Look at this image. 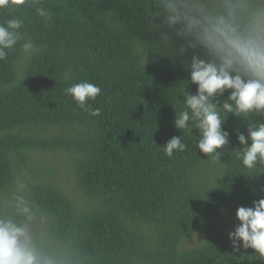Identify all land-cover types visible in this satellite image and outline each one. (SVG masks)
Masks as SVG:
<instances>
[{"label": "trees", "instance_id": "16d2710c", "mask_svg": "<svg viewBox=\"0 0 264 264\" xmlns=\"http://www.w3.org/2000/svg\"><path fill=\"white\" fill-rule=\"evenodd\" d=\"M34 3L0 9V23L21 19L39 48L25 56L18 44L0 61V195L26 184L46 214L45 243L70 264H264L229 238L237 210L264 198V172L249 173L234 153L249 121L229 115L220 160L195 147L197 129L175 127L192 53L180 54L175 37L168 54L153 51L150 0H39L48 20ZM83 81L101 88L88 102L98 117L65 93ZM176 136L188 147L169 158L161 147ZM60 154L76 196L44 159Z\"/></svg>", "mask_w": 264, "mask_h": 264}, {"label": "clouds", "instance_id": "9594fccd", "mask_svg": "<svg viewBox=\"0 0 264 264\" xmlns=\"http://www.w3.org/2000/svg\"><path fill=\"white\" fill-rule=\"evenodd\" d=\"M26 0H0V9L25 5ZM36 14L51 18L43 7ZM150 28L158 33L153 51L162 55L180 42L179 53L191 52L184 68L190 81H184L185 102L177 111L174 125L195 137V147L211 159L220 160V149L229 144L230 133L222 125L229 115L246 118L247 137L237 133L242 149L234 153L249 173L264 172V123H253L254 116H264V0H150ZM159 21V23H157ZM23 21L10 18L0 23V61L19 44L25 56L39 51L22 33ZM143 50L148 54L147 45ZM70 73L65 74V79ZM188 83L197 86L195 94L185 91ZM225 92L226 99L221 100ZM76 104L92 117L101 114L89 101L101 95V88L83 81L65 89ZM251 141V143H249ZM183 137H172L161 147L165 154L187 148ZM239 224L229 233L236 252L253 249L264 257V198L253 207H240ZM46 214L28 194L27 185L17 183L0 195V264H70L63 254L53 253L45 243L43 225ZM242 242V244H241Z\"/></svg>", "mask_w": 264, "mask_h": 264}, {"label": "rangeland", "instance_id": "374dc122", "mask_svg": "<svg viewBox=\"0 0 264 264\" xmlns=\"http://www.w3.org/2000/svg\"><path fill=\"white\" fill-rule=\"evenodd\" d=\"M45 160H49V165L52 166L54 173L56 174V182L63 188V190L71 195H78V190L74 182L72 173L70 172L67 164V156L64 154L57 155V160H54L53 156H46ZM47 228V223L43 225V232ZM194 242H190L189 246H192Z\"/></svg>", "mask_w": 264, "mask_h": 264}]
</instances>
